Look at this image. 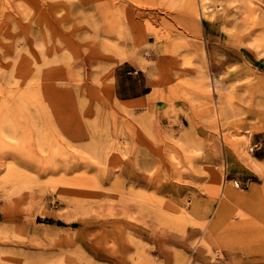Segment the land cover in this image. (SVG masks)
<instances>
[{
    "label": "rangeland",
    "instance_id": "obj_1",
    "mask_svg": "<svg viewBox=\"0 0 264 264\" xmlns=\"http://www.w3.org/2000/svg\"><path fill=\"white\" fill-rule=\"evenodd\" d=\"M0 264H264V0H0Z\"/></svg>",
    "mask_w": 264,
    "mask_h": 264
},
{
    "label": "crops",
    "instance_id": "obj_2",
    "mask_svg": "<svg viewBox=\"0 0 264 264\" xmlns=\"http://www.w3.org/2000/svg\"><path fill=\"white\" fill-rule=\"evenodd\" d=\"M123 73V72H122ZM137 73L136 70H128L126 72V79L127 78H134V75ZM122 78V76L119 74L118 71H116L115 73V78H114V82H113V92L115 97L120 100V101H134L137 99H140L142 97L145 96L146 92L144 93V90L138 89L135 91V93L131 92L128 85L129 82H131L130 80H127V82L124 81L126 80ZM145 88H149L148 85H144L142 86Z\"/></svg>",
    "mask_w": 264,
    "mask_h": 264
},
{
    "label": "bare ground",
    "instance_id": "obj_3",
    "mask_svg": "<svg viewBox=\"0 0 264 264\" xmlns=\"http://www.w3.org/2000/svg\"><path fill=\"white\" fill-rule=\"evenodd\" d=\"M254 1V0H253ZM256 4V3H255ZM251 7H254V5H252ZM203 8H205V7H203ZM254 9V11H255V8H253ZM253 11V12H254ZM251 15V14H250ZM190 20V19H189ZM221 21V20H220ZM217 26V25H216ZM65 72H67V70L65 71ZM65 75H68L67 73H65Z\"/></svg>",
    "mask_w": 264,
    "mask_h": 264
}]
</instances>
